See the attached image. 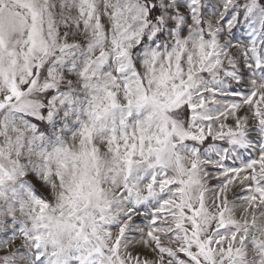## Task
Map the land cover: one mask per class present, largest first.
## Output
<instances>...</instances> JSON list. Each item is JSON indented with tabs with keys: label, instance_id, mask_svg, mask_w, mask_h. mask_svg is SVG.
I'll return each mask as SVG.
<instances>
[{
	"label": "snow or ice",
	"instance_id": "snow-or-ice-1",
	"mask_svg": "<svg viewBox=\"0 0 264 264\" xmlns=\"http://www.w3.org/2000/svg\"><path fill=\"white\" fill-rule=\"evenodd\" d=\"M0 264H264V0H0Z\"/></svg>",
	"mask_w": 264,
	"mask_h": 264
}]
</instances>
